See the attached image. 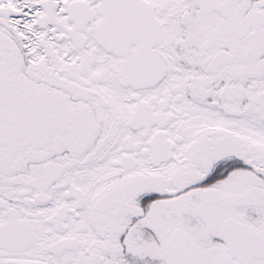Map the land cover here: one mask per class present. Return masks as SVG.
<instances>
[{"label": "snow or ice", "instance_id": "6c2138e0", "mask_svg": "<svg viewBox=\"0 0 264 264\" xmlns=\"http://www.w3.org/2000/svg\"><path fill=\"white\" fill-rule=\"evenodd\" d=\"M0 264H264V0H0Z\"/></svg>", "mask_w": 264, "mask_h": 264}]
</instances>
